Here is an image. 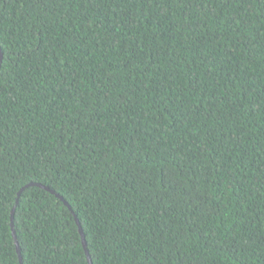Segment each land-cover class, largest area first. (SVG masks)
I'll return each mask as SVG.
<instances>
[{
	"label": "trees",
	"instance_id": "obj_1",
	"mask_svg": "<svg viewBox=\"0 0 264 264\" xmlns=\"http://www.w3.org/2000/svg\"><path fill=\"white\" fill-rule=\"evenodd\" d=\"M0 48V264H89L57 195L92 264H264V0H0Z\"/></svg>",
	"mask_w": 264,
	"mask_h": 264
},
{
	"label": "snow or ice",
	"instance_id": "obj_2",
	"mask_svg": "<svg viewBox=\"0 0 264 264\" xmlns=\"http://www.w3.org/2000/svg\"><path fill=\"white\" fill-rule=\"evenodd\" d=\"M40 2H43V0H40ZM69 19H72V18L69 17ZM74 24H75V21H74ZM2 79H3V76H0V80H2ZM77 131H79L78 128H76V129H71V128L67 129L66 135H68L69 141H71V138L76 135ZM69 146H70V144L68 142H65V145H63L65 152L68 150ZM73 151L81 153V155H83L84 152H87L89 155L92 154V148L88 144H84L82 148L81 147H77V148L73 149ZM61 156H62V154L58 152L57 156H56L57 161H59ZM49 162H51V160ZM133 163H135V161H133ZM101 211H103V209H101ZM108 223L110 224V221H108ZM109 238H111V237H109ZM2 245H3V241H2V239H0V259H2V257H3V247H2ZM44 250L45 249H40V248L37 249V253L38 254H37L36 258L33 259L32 264H40V257L43 254ZM132 251H135V249H133ZM157 251H160L161 255H166L168 257V259L171 260V256L173 255L171 249H168L167 253H165L163 251V248H158ZM177 251H179V249H177ZM156 259H157V257L155 255V253L151 251V249L147 250L144 253V260L145 261H148V260L155 261ZM177 259L180 261V264H183V257L182 256L178 257Z\"/></svg>",
	"mask_w": 264,
	"mask_h": 264
},
{
	"label": "water",
	"instance_id": "obj_3",
	"mask_svg": "<svg viewBox=\"0 0 264 264\" xmlns=\"http://www.w3.org/2000/svg\"><path fill=\"white\" fill-rule=\"evenodd\" d=\"M2 59H3V54H2V51H1V48H0V61L1 62H2ZM43 188H45L46 190L50 191L51 193H54V191L50 190L49 188H46V187H43ZM57 197H59L64 202V204L71 210V212L74 214L76 223H77V225L79 227V232H80V234L82 236V244H83L84 250L86 252V255L88 257V262H89V264H92V261H91V258H90V254H89V251H88V248H87L86 237H85L84 231H83V229L81 227V224H80V222H79L76 214L74 213V211L72 210V208L70 207V205L62 197H60L59 195H57ZM14 214H15V207H14V209L12 211L11 227H12V231H13V236H14V239H15V243H16V246H17V251H18V254H19V257H20V261H21L22 259H21V254H20V247H19V243H18V240H17L16 232H15V229H14Z\"/></svg>",
	"mask_w": 264,
	"mask_h": 264
}]
</instances>
